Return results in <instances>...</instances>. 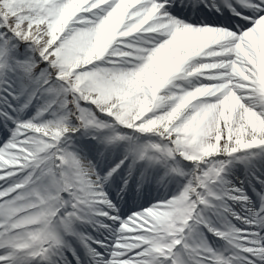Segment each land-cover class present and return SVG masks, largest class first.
<instances>
[{"label":"snow or ice","instance_id":"snow-or-ice-1","mask_svg":"<svg viewBox=\"0 0 264 264\" xmlns=\"http://www.w3.org/2000/svg\"><path fill=\"white\" fill-rule=\"evenodd\" d=\"M0 264H264V0H0Z\"/></svg>","mask_w":264,"mask_h":264}]
</instances>
